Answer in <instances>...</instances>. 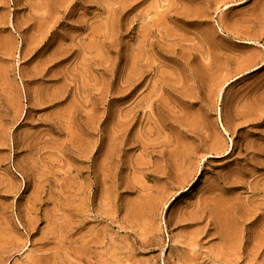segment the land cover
Segmentation results:
<instances>
[{
    "label": "rangeland",
    "instance_id": "obj_1",
    "mask_svg": "<svg viewBox=\"0 0 264 264\" xmlns=\"http://www.w3.org/2000/svg\"><path fill=\"white\" fill-rule=\"evenodd\" d=\"M0 264H264V0H0Z\"/></svg>",
    "mask_w": 264,
    "mask_h": 264
},
{
    "label": "bare ground",
    "instance_id": "obj_2",
    "mask_svg": "<svg viewBox=\"0 0 264 264\" xmlns=\"http://www.w3.org/2000/svg\"><path fill=\"white\" fill-rule=\"evenodd\" d=\"M245 42V41H244ZM246 43L250 44V42L246 41Z\"/></svg>",
    "mask_w": 264,
    "mask_h": 264
}]
</instances>
